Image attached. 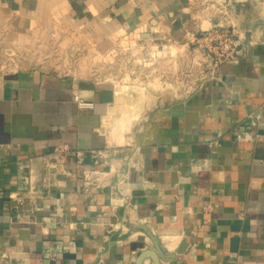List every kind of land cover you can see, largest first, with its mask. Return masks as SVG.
<instances>
[{"label":"crops","instance_id":"crops-1","mask_svg":"<svg viewBox=\"0 0 264 264\" xmlns=\"http://www.w3.org/2000/svg\"><path fill=\"white\" fill-rule=\"evenodd\" d=\"M227 1L246 35L239 62L155 111L124 158L103 124L110 83L0 72V264H153L143 226L171 256L161 264H264V25L257 0ZM204 12L199 0H0V46L60 23L104 46L187 42L213 23ZM85 169H104L105 185L86 189Z\"/></svg>","mask_w":264,"mask_h":264},{"label":"rangeland","instance_id":"rangeland-1","mask_svg":"<svg viewBox=\"0 0 264 264\" xmlns=\"http://www.w3.org/2000/svg\"><path fill=\"white\" fill-rule=\"evenodd\" d=\"M256 4L257 16L264 20V0ZM111 40L109 46L100 45L67 23L52 24L20 36L9 47L0 46V66L38 67L110 83L116 96L103 124L120 159L128 156L146 120L185 100L207 79L212 65L195 42L123 34ZM115 162L108 160L106 168Z\"/></svg>","mask_w":264,"mask_h":264},{"label":"built area","instance_id":"built-area-1","mask_svg":"<svg viewBox=\"0 0 264 264\" xmlns=\"http://www.w3.org/2000/svg\"><path fill=\"white\" fill-rule=\"evenodd\" d=\"M199 4L204 8V19L213 22L210 26L200 25L197 31L190 34L186 44L197 43L195 49L200 51L204 58H210L212 71L209 77L217 74L218 68L223 63L239 62L244 50L245 32L238 30L235 20V8L227 0H199ZM173 41V40H172ZM176 42V41H174ZM214 54V59L211 54ZM10 59H13L9 57ZM22 67H11L10 69L0 66V72L15 71ZM74 100L80 108L91 107L92 103L80 97L79 93H74ZM61 151H69L67 145L60 148ZM77 156L82 153L76 152ZM84 186L89 189L92 185L97 187L105 185L107 172L104 169H85L83 172Z\"/></svg>","mask_w":264,"mask_h":264},{"label":"water","instance_id":"water-1","mask_svg":"<svg viewBox=\"0 0 264 264\" xmlns=\"http://www.w3.org/2000/svg\"><path fill=\"white\" fill-rule=\"evenodd\" d=\"M254 24L255 23H251V25H249V28ZM258 24L264 25V20H259ZM143 228L145 229V231L148 233V235L152 239L156 247V250L155 251L153 250L142 251V257L144 258L145 256H150L153 259V264H161L162 259L169 260L171 256L165 253L164 249L162 248L159 237L154 232H152L147 226H143ZM184 243L185 242L181 243L179 247V251L184 248Z\"/></svg>","mask_w":264,"mask_h":264},{"label":"bare ground","instance_id":"bare-ground-1","mask_svg":"<svg viewBox=\"0 0 264 264\" xmlns=\"http://www.w3.org/2000/svg\"><path fill=\"white\" fill-rule=\"evenodd\" d=\"M125 86H126V85H124V87H125ZM142 90H143V89H142ZM117 91H118V90H117ZM120 91H121V90H120ZM120 91H119V92H120ZM119 92H118V93H119ZM124 92H125V91H124ZM120 96H121V95H120ZM127 114H128V113H127ZM137 116H138V115H137ZM137 118H139V116H138ZM137 118H136V119H137ZM125 119H126V118H125ZM128 119L130 120L129 117H128ZM134 119H135V118H134ZM129 120H128V121H129ZM126 121H127V120H126ZM130 122H131V121H130ZM130 122H129V123H130ZM118 125H119V124H118ZM123 125H124V124H123ZM125 125H126V124H125ZM125 125H124V126H125ZM128 125H129V124H128ZM130 125H131V124H130ZM119 127H120V126H119ZM126 127H127V125H126ZM126 129H127V128H126ZM124 130H125V129H124ZM126 132H127V130H126ZM129 132H130V131H129ZM125 137H126V135H125ZM125 137H124V139H125ZM127 137H128V136H127ZM163 240H164V241H169V240H171V236L165 234V235L163 236Z\"/></svg>","mask_w":264,"mask_h":264}]
</instances>
